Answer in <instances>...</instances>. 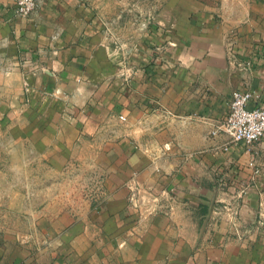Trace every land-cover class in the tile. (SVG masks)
I'll list each match as a JSON object with an SVG mask.
<instances>
[{
  "label": "crops",
  "instance_id": "1",
  "mask_svg": "<svg viewBox=\"0 0 264 264\" xmlns=\"http://www.w3.org/2000/svg\"><path fill=\"white\" fill-rule=\"evenodd\" d=\"M179 1L121 51L80 0H37L26 17L0 0V105L20 157L54 170L89 143L93 163L125 167L93 219H54L30 250L0 241V264H264L231 221L263 205L264 137L232 144L221 130L231 91L264 101V0ZM223 194L227 211L211 210ZM128 196L147 211L129 213Z\"/></svg>",
  "mask_w": 264,
  "mask_h": 264
},
{
  "label": "rangeland",
  "instance_id": "2",
  "mask_svg": "<svg viewBox=\"0 0 264 264\" xmlns=\"http://www.w3.org/2000/svg\"><path fill=\"white\" fill-rule=\"evenodd\" d=\"M87 11L96 19L97 26L105 33L109 43L121 51L138 50L147 35L149 27L156 21L167 18L172 3L179 0H80ZM177 3V4H178ZM0 113L3 108L0 105ZM15 119L5 113L0 114V241L24 245L30 250L40 243L47 225L61 216L71 219H93V210L109 200L111 186L120 185L125 167L119 165L118 171L109 165L93 163L100 155L99 150L89 143L73 153L70 162L50 170L35 157L39 153L27 148L20 157L15 143ZM123 154V153H122ZM121 157V153L118 154ZM74 158V159H73ZM73 159V160H72ZM84 162V164H83ZM89 162V163H88ZM118 172V181H107ZM112 175V176H111ZM217 192L238 190L235 182L216 183ZM227 196L209 199L210 209L226 212ZM232 202V201H231ZM138 203L147 211L146 200L137 197L126 198V209L135 213ZM157 203V201H156ZM150 204V210L154 206ZM228 207H231L228 205ZM156 208V207H155ZM231 209V208H230ZM235 214L232 232L253 239L264 251V199L263 205L246 209ZM220 214H211L213 222L228 221L220 219ZM227 216V215H225ZM217 219V220H216ZM219 219V220H218Z\"/></svg>",
  "mask_w": 264,
  "mask_h": 264
},
{
  "label": "built area",
  "instance_id": "3",
  "mask_svg": "<svg viewBox=\"0 0 264 264\" xmlns=\"http://www.w3.org/2000/svg\"><path fill=\"white\" fill-rule=\"evenodd\" d=\"M36 3L37 0H14L13 12L26 17ZM251 98L248 89H235L229 95L221 130L232 144L251 146L264 137V101L253 102Z\"/></svg>",
  "mask_w": 264,
  "mask_h": 264
}]
</instances>
